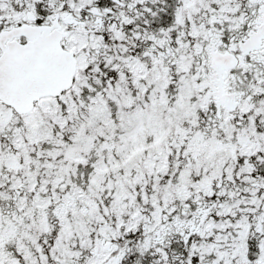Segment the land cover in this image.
Here are the masks:
<instances>
[{"label":"snow or ice","instance_id":"obj_1","mask_svg":"<svg viewBox=\"0 0 264 264\" xmlns=\"http://www.w3.org/2000/svg\"><path fill=\"white\" fill-rule=\"evenodd\" d=\"M0 264H264V0H0Z\"/></svg>","mask_w":264,"mask_h":264}]
</instances>
